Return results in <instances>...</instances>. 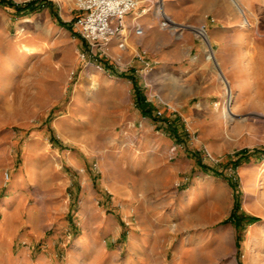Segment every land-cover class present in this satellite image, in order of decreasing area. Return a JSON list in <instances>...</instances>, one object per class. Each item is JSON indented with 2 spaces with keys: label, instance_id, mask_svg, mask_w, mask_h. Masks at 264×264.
I'll return each mask as SVG.
<instances>
[{
  "label": "rangeland",
  "instance_id": "obj_1",
  "mask_svg": "<svg viewBox=\"0 0 264 264\" xmlns=\"http://www.w3.org/2000/svg\"><path fill=\"white\" fill-rule=\"evenodd\" d=\"M76 2L0 0V230L12 246L0 264H264V0H164L187 27L159 26L160 38L189 35L196 63L182 108L181 72L145 50L147 30L141 45L131 34L123 51L94 54ZM218 38L224 60L247 67L241 86ZM208 84L220 90L209 102L197 93Z\"/></svg>",
  "mask_w": 264,
  "mask_h": 264
},
{
  "label": "built area",
  "instance_id": "obj_2",
  "mask_svg": "<svg viewBox=\"0 0 264 264\" xmlns=\"http://www.w3.org/2000/svg\"><path fill=\"white\" fill-rule=\"evenodd\" d=\"M76 4L80 14L76 17L74 26L81 38L94 47L92 48L94 54L98 51H107L112 40H116L119 49H124L130 29L136 36H142L144 28L139 22L141 14L152 12L159 19V26L162 29L181 30L187 27L172 19L165 10L164 0H77ZM136 11L139 14L132 16L128 26L126 17ZM198 29L205 32V26ZM81 57L85 58V54L82 53ZM96 67L106 72L100 63H97Z\"/></svg>",
  "mask_w": 264,
  "mask_h": 264
},
{
  "label": "crops",
  "instance_id": "obj_3",
  "mask_svg": "<svg viewBox=\"0 0 264 264\" xmlns=\"http://www.w3.org/2000/svg\"><path fill=\"white\" fill-rule=\"evenodd\" d=\"M36 4H38V2H36ZM150 14L151 15L148 16L149 18L146 17L145 19H143L141 21L139 20V22L144 25V26L142 25L144 30H147L148 36H149L148 41H149V43H152V46H153L152 49H149L147 47V49L145 48V50L148 51L150 54H153V56L156 57L165 66H169L171 69L178 71V72H181L180 75H178V74L175 75V81H174V83H173L174 85L172 87L173 91H174V97H172V98H173V100L175 99L176 105L178 102L180 103V106L178 108H182L190 100V98L184 99L182 97L184 90L182 89L181 86H183L185 84L184 81L185 82L189 81V80H191L192 77L195 76L193 74L195 71L196 63H195V61L188 59L189 54L187 52L188 47L190 45V36L185 35L183 42H181V43H173V42L163 41L160 38V34H159V29H160L159 28V21L157 22V20H156L157 18L153 15L152 12H150ZM71 16H72V11H70L69 13H67V11H64L63 13L59 14L60 19L62 20L64 25L67 27L70 25L69 21L71 19ZM128 16L126 17L125 20H126L127 25L130 26L131 19H129ZM60 30H61L62 34H64L65 36H67V33L69 35L72 34V32L69 29H67L63 26L62 27L60 26ZM131 34H133L136 37L135 39H137V40H135V41L141 45L142 40L138 41V36H136L131 29H130V35H129L128 39H130ZM213 34L216 37L217 31L214 30ZM218 40H220V41L219 42L215 41V42H217L216 44H217V47L219 49L218 58L221 61H223L222 67H224L225 69H228V71L231 72V74L233 75L232 80H233L234 85L235 86H241L239 79L234 77V73L237 70H241V68L243 70H246L247 67L242 66L241 59L239 58V56H240L239 54H234L233 58L228 60V61L224 60V56H226L225 51H223V47L225 46V43H224L225 41L223 38H220V39L218 38ZM166 47H169L168 53L164 52V48H166ZM109 48H111L112 52H116L119 50L117 47V44H116V40L111 41ZM121 51H123V49H121ZM129 54H130V52L125 53V55H129ZM131 61L134 65H136V63L138 62L136 59H134V57ZM250 68H252V67H250ZM188 69H190V74L188 75V77H184L182 73L184 72V70H188ZM244 80L245 81L249 80V82H250L251 76L245 77ZM208 85L209 86H206L205 89L200 87L197 90V93L204 95L203 99L207 102H209L210 99H213V95H219L220 94V90L218 89V85H216V84H208ZM203 90H205V91L203 92ZM246 91L247 90H241L240 89V92H246ZM169 176H171V175L169 174ZM1 237L6 238V241H7L6 245L7 246H6V249L4 251V250H2V248H3L2 245H0V253L4 252L5 254L11 256L12 255V246L8 245V243L10 242V238H9L10 236H6V235L2 234V232L0 230V238Z\"/></svg>",
  "mask_w": 264,
  "mask_h": 264
},
{
  "label": "bare ground",
  "instance_id": "obj_4",
  "mask_svg": "<svg viewBox=\"0 0 264 264\" xmlns=\"http://www.w3.org/2000/svg\"><path fill=\"white\" fill-rule=\"evenodd\" d=\"M238 8H239V10L241 12H243V8L240 5H238ZM200 32L203 35V32L201 30H200ZM204 42H205V45H206L207 51H208L207 58L213 60L214 61V64L220 70L221 80H222V82L224 83V85H225V87L227 89V105H226V110H225L226 112L224 114H225L226 117H229L230 119H232V116L234 115L233 109L235 108V104L232 102V100H233V92H232V89H231V87L229 85L230 83L227 80V78L223 75V72L221 70V65L217 61V57L215 56V54H213V52L211 50L209 35H206L204 37Z\"/></svg>",
  "mask_w": 264,
  "mask_h": 264
}]
</instances>
